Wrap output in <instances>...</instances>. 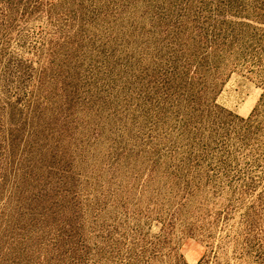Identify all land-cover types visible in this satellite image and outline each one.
Returning <instances> with one entry per match:
<instances>
[{"label":"rangeland","instance_id":"obj_1","mask_svg":"<svg viewBox=\"0 0 264 264\" xmlns=\"http://www.w3.org/2000/svg\"><path fill=\"white\" fill-rule=\"evenodd\" d=\"M0 264H264V0H0Z\"/></svg>","mask_w":264,"mask_h":264}]
</instances>
